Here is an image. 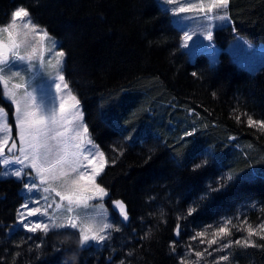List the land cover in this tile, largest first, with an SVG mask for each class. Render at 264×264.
<instances>
[{"label":"trees","instance_id":"trees-1","mask_svg":"<svg viewBox=\"0 0 264 264\" xmlns=\"http://www.w3.org/2000/svg\"><path fill=\"white\" fill-rule=\"evenodd\" d=\"M21 6L66 53V78L107 158L99 182L120 231L82 249L75 237L29 233L16 226L21 183L0 177V264H264V128L247 123L264 121V66L252 72L226 52L218 66L205 54L192 60L158 0H0V25ZM228 14L236 33L264 44V0H230ZM233 36L216 33L224 46Z\"/></svg>","mask_w":264,"mask_h":264},{"label":"snow or ice","instance_id":"snow-or-ice-1","mask_svg":"<svg viewBox=\"0 0 264 264\" xmlns=\"http://www.w3.org/2000/svg\"><path fill=\"white\" fill-rule=\"evenodd\" d=\"M171 2V0H169ZM186 3H191V0H185ZM230 0H212L209 5V11L212 9L225 10L229 7ZM191 9L177 6L175 9H166V11L182 13L190 11ZM201 10L203 6L201 5ZM12 21L10 26L4 27L0 32L6 34L0 35V99L14 105L13 121L18 130V141L13 140L11 135V126L7 122V113L0 107V175L14 176L20 180L32 177L34 171L35 176L29 179L24 187L30 192L40 191V185H45L42 189L43 193L54 194V197H59V202L53 198L49 202V196H43L45 204L41 207L29 208L25 203L21 206L22 209H27L25 215L24 211L18 212L19 225L29 233H36L38 230L42 236H47L49 232L65 235L67 237H75L78 241L79 248L89 247L90 244L105 245L110 239V231H120L114 223L108 221L103 216L106 211L103 205L90 204L89 201L102 199L108 196L105 188L96 183V177L103 171L104 164L101 163L99 167L93 166L91 174L86 176L85 170L88 164L99 157L100 161H104V153L98 150L90 138L88 126L83 123V112L79 109V100L68 92L69 97L74 102L70 107H65L61 103L59 111H57L54 104L53 95H41L38 99L37 89L40 86L39 81L43 76L42 64L43 57L36 55V48L31 47L29 52L27 49L30 45L22 44L13 37L10 28L16 27L17 18H20L22 27L28 29L32 27L33 31L41 35V39H47L49 34L43 30L41 26L34 24L31 15L24 7H18L12 14ZM217 17H207L213 19ZM220 20L227 19L226 15H218ZM177 21L189 20L188 17L176 16ZM192 36L185 31L184 40L188 41ZM207 39H212L211 31L207 32ZM185 47L188 45L185 43ZM24 48L26 54H21V48ZM208 47H212L209 45ZM53 48L48 51H53ZM211 57L215 58L216 53L212 51L208 53ZM56 57H63L62 51L55 52ZM33 60H38V64H33ZM35 69V71L33 70ZM55 75L51 78L49 92L54 86L56 92L63 89H68L67 83H64L63 61L56 60L53 66ZM21 70L29 75L28 82L15 83L9 86L10 79L20 78ZM31 88V91H29ZM19 90V94H18ZM251 127L264 128V121H254L250 117L247 121ZM194 132H185V136H192ZM13 142L9 146V141ZM7 148V155L5 149ZM198 150H193L191 159L195 161L198 157ZM91 157V159H90ZM114 162V161H113ZM179 163V162H178ZM206 164L195 163L193 170H197ZM232 176H228L227 180L231 181ZM38 180V182H37ZM87 181V184L85 183ZM90 184L89 188L87 185ZM220 190V186L211 188L210 191L216 192ZM90 193V194H85ZM41 197H37L34 201L35 204L40 203ZM201 199H204L202 197ZM66 202V203H65ZM113 210L117 211L118 216L122 222L129 219L127 205L122 200L112 201ZM57 211L65 213L64 220L61 223H56L52 220L48 209L53 208ZM251 207L255 208L253 204ZM96 209L100 210V218L98 219L93 213ZM91 210V211H88ZM195 211L194 208L188 210L191 215ZM28 217H36L34 221L25 222ZM49 221H52L49 223ZM224 223V222H222ZM227 223H231L230 220ZM209 226H206L204 231L194 234L196 236H204L207 233ZM264 228V224L260 225ZM66 230L59 232L58 230ZM179 225H177L175 232L179 235ZM225 227H219L218 232L214 235L225 233ZM255 230L251 226L248 228V236H252ZM31 237H29L30 239ZM144 238H147V234ZM217 241L212 239L209 243L215 244ZM236 244H241L240 240L235 241ZM175 242H173V245ZM232 241L225 243L221 249L223 250L230 247ZM244 246H250L248 240L243 241ZM251 246H255L251 244ZM60 251V249H57ZM67 251L75 255L76 248L72 243L67 246ZM173 251L175 248L173 247ZM211 254V253H209ZM19 255V253H17ZM131 255V253H129ZM203 253L195 252L196 257H201ZM220 259L227 261L229 256L223 255ZM62 264H72L70 260L62 261ZM124 264V261H121ZM180 264H184V259L181 258Z\"/></svg>","mask_w":264,"mask_h":264},{"label":"rangeland","instance_id":"rangeland-1","mask_svg":"<svg viewBox=\"0 0 264 264\" xmlns=\"http://www.w3.org/2000/svg\"><path fill=\"white\" fill-rule=\"evenodd\" d=\"M158 1L164 9H175L177 6L191 9L190 11H186L182 13H175V12H170V11L169 12L172 15L173 22L175 23V25L182 31V42H181L182 48L186 50L187 52H189L192 60H194L199 54H205L210 58V61L213 66H218L221 61V54L223 52H226L228 53L230 58L235 63H237L239 66L244 67L252 72H257L260 68L264 66V44L253 42L249 38L236 33L233 27L232 21L230 19V16L228 14V9H225V10L212 9L211 11H209L208 10L209 5L211 4L212 0H191V3H186L185 0H171V2H169V0H158ZM201 5L203 6V10H201ZM218 15H226L227 19L220 20L218 18ZM176 16L188 17L189 20L177 21ZM207 17H217V18L207 19ZM11 21H12V17L10 18V20L0 25V30H2L6 26H10ZM34 24L36 23L34 22ZM41 28L43 30H46L47 33L49 34L47 39L42 40L41 35L38 32L33 31L31 26H29L28 29H24L22 27V22L20 18H17L16 27L14 29L13 28L9 29L12 32L13 37L16 40H18L22 44L30 45L27 49L29 52L31 51V47H35L37 50L36 55L43 57V64H42V69H41L43 71V76L41 77L39 81L40 86L38 87L37 92H36L37 97L39 99L41 95H53L54 94V104H55L57 111H59L61 103H63L65 107H70V105L74 103L68 95V92L70 91L71 95L75 96L79 100L78 107L83 112V123L88 126L90 138L92 139L93 143L98 146V150L103 152L100 144L95 140L93 130L91 129V126L89 122L87 121L84 105L82 101L80 100V98L78 97V95L74 92L73 88L71 87L69 81L66 78V53L63 49L60 48V41L54 36H52L46 28H43V27ZM229 29L232 30V32L234 33V36L230 39L229 43L224 46L222 45L221 41H218L216 37V33L218 30H229ZM185 31H187L188 34L192 36V39L188 41L184 40ZM208 31H211L212 33L211 40L207 39ZM0 35H4L6 38V34H3L2 32H0ZM53 42L55 45L54 50L48 51V49L53 48ZM185 43L188 45V47L184 46ZM209 45H211L212 47H208ZM56 51H62L64 53V56L56 57L55 56ZM212 51H215L216 53L215 58L211 57L208 54ZM21 54H26L23 47L21 48ZM57 59H61L63 61L62 74L64 75V78H65L64 83H67L68 89H63V84H62L61 91L56 92L53 86L51 88V92H49L48 86L51 84V78L55 75L53 66L56 64ZM32 63L35 65V64H38L39 61L33 60ZM33 70L35 71V69ZM21 76H23V80H21L20 78L10 79L9 86L15 83L28 82L29 75L25 73L23 70H21ZM29 91H31V88H29ZM18 94H19V90H18ZM0 107H2L7 113V122L11 126L12 138L13 140L17 142V145L19 147L18 134H17L18 130H17L16 124L13 121L14 105H11L5 102L4 100L0 99ZM12 142H13L12 140L9 141V146L11 145ZM5 154L6 155L8 154L7 148L5 149ZM104 157L105 159L103 162L100 161L99 157L94 159L92 161V164H88L87 161H85V164L87 165V168L85 170L86 176L91 174V169L93 166L99 167L101 163L104 164L103 171L100 173L99 176L96 177V183L99 184L101 187L103 186L100 184L99 178L103 174L106 168V165H107V158L105 154H104ZM34 176H35V173L33 171L32 177ZM0 177H3V178L13 177L21 183V189H22V193L24 197L22 205L27 203L29 208L41 207L42 205H44L45 201L42 198L43 196H49V202H51L53 198H55L59 202V197H54V194L50 195L48 193L42 192V189L45 185H40L39 192H36V191L30 192L28 189H26L24 187V184L29 179H32V177L25 178V180H20L11 175H8V176L0 175ZM85 183L87 184V181H85ZM87 186L89 188L91 187L90 184H88ZM105 190L107 191L106 188ZM85 194L87 195L90 193H85ZM37 197H41L39 204L34 203ZM106 197L107 196L103 197L102 199L89 201V203L90 204L99 203L103 205L104 209H106V211L103 213V216L107 218L109 222H112L111 221V210L107 207L105 203ZM19 211H24L25 215L27 213V209H22L21 207ZM88 211H91V210H88ZM48 212L52 216L53 221H55L56 223L63 222L65 213H63L62 211H57L55 209V206H53V208L51 209H48ZM93 214L96 215L98 219L100 218L99 209H96ZM35 219L36 217H28L25 222L34 221ZM51 222L52 221H49V223ZM16 226H20L18 221L16 223Z\"/></svg>","mask_w":264,"mask_h":264}]
</instances>
